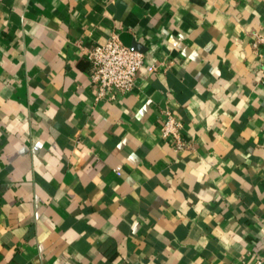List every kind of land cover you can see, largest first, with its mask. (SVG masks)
I'll return each mask as SVG.
<instances>
[{"label":"crops","instance_id":"0c3cea01","mask_svg":"<svg viewBox=\"0 0 264 264\" xmlns=\"http://www.w3.org/2000/svg\"><path fill=\"white\" fill-rule=\"evenodd\" d=\"M113 33L144 64L97 100ZM257 35L264 0H0V264H264Z\"/></svg>","mask_w":264,"mask_h":264},{"label":"built area","instance_id":"2783aa9c","mask_svg":"<svg viewBox=\"0 0 264 264\" xmlns=\"http://www.w3.org/2000/svg\"><path fill=\"white\" fill-rule=\"evenodd\" d=\"M262 44L263 50L259 53V71L261 82L264 83V37L257 35L254 46L258 49ZM92 64L91 82L96 90V99L112 98L111 92L115 90L127 92L134 88L139 70L144 64V54L125 45L117 33L105 44L95 45L85 52ZM161 131L165 138L169 139L176 148L187 145L183 137V123L171 109L162 111ZM119 173V169H117ZM264 262V253L260 258Z\"/></svg>","mask_w":264,"mask_h":264}]
</instances>
